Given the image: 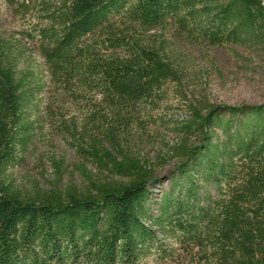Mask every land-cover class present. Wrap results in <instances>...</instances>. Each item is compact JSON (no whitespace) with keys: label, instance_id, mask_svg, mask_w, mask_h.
Listing matches in <instances>:
<instances>
[{"label":"trees","instance_id":"16d2710c","mask_svg":"<svg viewBox=\"0 0 264 264\" xmlns=\"http://www.w3.org/2000/svg\"><path fill=\"white\" fill-rule=\"evenodd\" d=\"M3 3L43 62L44 108L61 116L64 104L81 106L76 151L100 176L79 167L82 188L30 195L4 180L46 85L19 72L0 39V264H264V104L191 108L181 140L157 159L176 164L155 202L156 165L119 149L139 106L178 81L169 39L262 47L264 0Z\"/></svg>","mask_w":264,"mask_h":264},{"label":"rangeland","instance_id":"374dc122","mask_svg":"<svg viewBox=\"0 0 264 264\" xmlns=\"http://www.w3.org/2000/svg\"><path fill=\"white\" fill-rule=\"evenodd\" d=\"M25 23L11 16L0 0V39L17 55V70L31 73V78L46 85L35 99V108L29 110L27 122L31 128L26 145L16 164L6 170L4 180L26 195L69 185L82 188L79 167L94 177L100 176L90 161L76 151L80 142L73 136L71 123H80L82 108L66 103L61 116L51 112L54 107L44 108L52 91L41 58L25 37L28 30ZM167 53L177 69L178 81L167 83L140 105L132 128L120 138L119 149L123 154L156 165L159 181L151 191L150 202L157 201L161 191L167 189L164 177L176 164V160H171L162 167L157 159L181 140L177 131L179 119L189 117L191 108L205 104L230 107L264 104V46L209 47L171 38ZM55 162L62 164L60 174L55 172ZM151 210L155 213L156 206L152 205Z\"/></svg>","mask_w":264,"mask_h":264},{"label":"built area","instance_id":"2783aa9c","mask_svg":"<svg viewBox=\"0 0 264 264\" xmlns=\"http://www.w3.org/2000/svg\"><path fill=\"white\" fill-rule=\"evenodd\" d=\"M183 118L179 119V120H182Z\"/></svg>","mask_w":264,"mask_h":264}]
</instances>
